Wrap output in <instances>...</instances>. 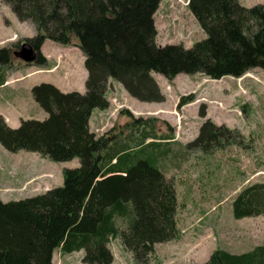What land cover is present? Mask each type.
Instances as JSON below:
<instances>
[{"label": "trees", "instance_id": "trees-1", "mask_svg": "<svg viewBox=\"0 0 264 264\" xmlns=\"http://www.w3.org/2000/svg\"><path fill=\"white\" fill-rule=\"evenodd\" d=\"M162 1L3 0L20 22L36 28L26 39L38 53L33 65H48L41 49L50 40L78 47L88 77L84 94L62 92L51 83L32 88L46 120H23L12 128L0 115V145L7 151L80 161L63 170L61 186L19 201L0 199V264H53L59 249L65 255L83 251L85 264H114L109 245L116 239L137 264H148L156 245L180 237L177 191L165 176L166 163L178 167L187 148L206 150L239 133L207 119L185 148L173 145L175 132L167 122L135 118L124 109L120 116L130 121L98 136L90 128L93 111L109 107L111 80L141 102L162 103L166 97L153 73L172 82L180 74L221 80L264 70V4L189 0L206 38L186 48L158 44L155 14ZM20 47L0 49V83ZM192 101L182 98L181 104ZM160 122L166 132H160ZM232 207L236 220L264 215V182L243 187ZM206 264H264V244L242 254L218 248Z\"/></svg>", "mask_w": 264, "mask_h": 264}, {"label": "rangeland", "instance_id": "rangeland-1", "mask_svg": "<svg viewBox=\"0 0 264 264\" xmlns=\"http://www.w3.org/2000/svg\"><path fill=\"white\" fill-rule=\"evenodd\" d=\"M245 4L252 7L264 4V0H246ZM8 20L12 23L11 30L19 36L17 44L22 45L27 37L37 34L33 24L21 25L9 6L0 0V22L5 24ZM155 22L160 46L181 44L191 48L206 38L187 0H163ZM4 34L6 31L0 28V35ZM46 42L42 51L50 61L42 67L45 71L26 74V83H51L62 92L84 94L87 78L82 51L50 40ZM61 56L73 74L66 76L60 68L48 71ZM13 61L25 65L15 56ZM153 76L166 97L164 102H141L112 80L113 84L109 83L106 91L109 107L104 111L95 110L90 126L93 132L101 136L116 124L125 125L130 119L120 113L128 109L135 118H157L167 122L175 132L173 145L185 148L195 141L207 119L239 134L232 141L212 143L206 150L197 145L187 148L178 167L166 163L165 176L175 183L177 191L180 237L156 245L148 264H206L218 248L242 254L264 244V215L236 220L232 207L243 187L264 182V70L254 69L241 78L221 80L203 74H180L169 82L160 74L153 73ZM188 97H193V101L181 104L182 98ZM28 99L26 96L24 102H30ZM36 106L28 114L36 120H46L47 113L38 104ZM158 125L160 132H166L162 122ZM77 166H80L78 159L53 162L32 152L21 151L15 155L0 145V199L11 202L44 194L63 184L64 169ZM109 247L115 257L114 264H137L133 253L120 239L112 241ZM83 256V251L65 255L59 249L54 253L53 264H85Z\"/></svg>", "mask_w": 264, "mask_h": 264}, {"label": "crops", "instance_id": "crops-1", "mask_svg": "<svg viewBox=\"0 0 264 264\" xmlns=\"http://www.w3.org/2000/svg\"><path fill=\"white\" fill-rule=\"evenodd\" d=\"M245 1L246 0H240L242 5H246ZM25 23L26 22L23 23L20 22L21 25H24ZM11 26L12 23L9 20L7 21V23L5 22V24L0 22V28L6 31V34L0 35V49L14 45L17 42H19V36L11 30ZM29 38L32 37L29 36ZM46 43L47 42H45L44 45L42 46L41 51L43 50ZM42 53L48 59L49 62L50 61L49 56L43 51ZM19 64L20 63L18 62L14 63V61H12V64L10 65L9 68L6 69L4 73V77H3L4 79L0 83V94H2V97H0V115L4 117L7 124L12 128H18L23 120L34 119L33 116L29 115L28 113L31 111L32 107H37L36 104H38L36 103V101L32 96V88L36 85H33L31 83H26V81L24 80L25 75L28 73H29L28 75H30L35 72L45 71L43 68H40L39 66L36 65L28 66V65H19ZM26 67H29L33 70L25 69ZM55 68L56 71L60 68L66 76L69 74H73L69 72V65L65 61V58H62V56L61 59L59 61H56V63L52 66L51 70L48 71H55L54 70ZM24 71L26 72L25 74ZM84 76H86V78L88 77L87 70L84 72ZM109 83L113 84V81L111 80ZM26 96L29 98L28 100H30V102L28 101L24 102V98ZM99 111L100 110H98V112ZM95 114L96 112L94 110L92 116H94ZM92 120L93 118L91 117L90 126H92L93 123ZM91 131L93 132V129H91ZM19 153H21V151L15 153V155Z\"/></svg>", "mask_w": 264, "mask_h": 264}, {"label": "water", "instance_id": "water-1", "mask_svg": "<svg viewBox=\"0 0 264 264\" xmlns=\"http://www.w3.org/2000/svg\"><path fill=\"white\" fill-rule=\"evenodd\" d=\"M14 56L26 64L35 63L38 59V53L30 42H24L20 49L14 52Z\"/></svg>", "mask_w": 264, "mask_h": 264}]
</instances>
